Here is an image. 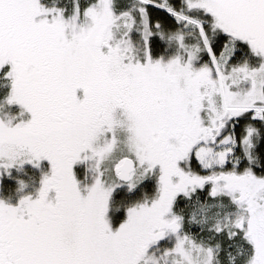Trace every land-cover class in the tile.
I'll use <instances>...</instances> for the list:
<instances>
[{"label":"snow or ice","instance_id":"1","mask_svg":"<svg viewBox=\"0 0 264 264\" xmlns=\"http://www.w3.org/2000/svg\"><path fill=\"white\" fill-rule=\"evenodd\" d=\"M0 264H264V0H0Z\"/></svg>","mask_w":264,"mask_h":264}]
</instances>
